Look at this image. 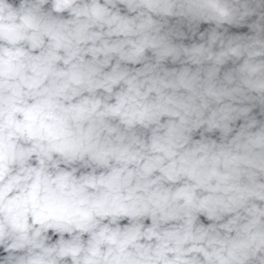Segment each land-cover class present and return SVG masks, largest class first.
<instances>
[{"label":"clouds","instance_id":"obj_1","mask_svg":"<svg viewBox=\"0 0 264 264\" xmlns=\"http://www.w3.org/2000/svg\"><path fill=\"white\" fill-rule=\"evenodd\" d=\"M0 264H264V0H0Z\"/></svg>","mask_w":264,"mask_h":264}]
</instances>
